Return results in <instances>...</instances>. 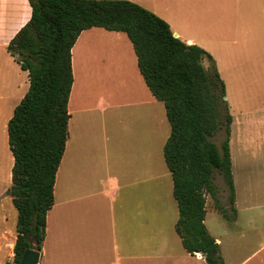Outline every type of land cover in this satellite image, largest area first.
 <instances>
[{"label":"trees","instance_id":"1","mask_svg":"<svg viewBox=\"0 0 264 264\" xmlns=\"http://www.w3.org/2000/svg\"><path fill=\"white\" fill-rule=\"evenodd\" d=\"M29 3L32 17L7 47L30 81L8 123L15 159L10 195L18 211L14 264H20L29 249L42 251L48 213L55 202L57 172L69 138L72 50L82 32L94 27L128 36L147 87L165 106L171 133L163 152L173 178L179 209L176 232L183 247L193 256L207 255L209 264H225L205 224L207 197L230 219L220 205L215 172L223 176L230 208L237 213L230 139L222 149L212 140L224 116L228 136L232 123L225 84L213 57L176 37L165 20L129 0ZM206 59L212 71L205 67Z\"/></svg>","mask_w":264,"mask_h":264},{"label":"crops","instance_id":"2","mask_svg":"<svg viewBox=\"0 0 264 264\" xmlns=\"http://www.w3.org/2000/svg\"><path fill=\"white\" fill-rule=\"evenodd\" d=\"M129 1L161 17L176 37L201 47L215 62L233 68L243 66L249 56L251 59V51L257 53L255 59L264 57L259 55V45H264V0ZM31 17L29 0H0V204L11 197L15 163L9 147L8 123L30 88L28 72L22 70L7 47ZM124 35L94 27L83 31L73 47L69 138L57 172L55 202L47 217L40 264H148L144 261L153 256L148 246L155 234L168 244L170 231L164 237V230L155 228L151 208L142 200L139 203L138 194L143 190L147 193L146 182L131 178L128 162L124 164V157L116 149L113 129L108 131L101 122L107 102L100 97L92 107L87 101L78 109L74 106L80 101L78 82L113 81L126 85L129 80L134 95H145L141 82L147 94L155 98L139 71L133 45ZM83 38L89 39L91 51L81 50L76 58ZM105 41L107 44L102 45ZM94 45H98L95 51ZM161 122L166 124L163 118ZM168 138H164V145ZM4 178L7 186L2 188ZM178 219L174 220L175 232ZM6 220L0 216V259L9 251L13 262L17 227L14 237L4 228ZM256 254L239 264H250Z\"/></svg>","mask_w":264,"mask_h":264},{"label":"rangeland","instance_id":"3","mask_svg":"<svg viewBox=\"0 0 264 264\" xmlns=\"http://www.w3.org/2000/svg\"><path fill=\"white\" fill-rule=\"evenodd\" d=\"M124 37L132 45L129 38L126 35ZM88 41L83 38L78 44L76 58L81 50H89ZM106 44V41L102 43ZM97 46L94 45V51ZM259 48V55H264V45L260 44ZM250 54L251 59L249 56L243 66L231 68L215 62L225 84V100L232 123L228 136L224 116L223 126L212 140L222 149L225 140L228 137L230 139L237 213L234 214L230 208V193L223 176L215 172L214 182L219 188L220 205L228 210L230 219L224 217L214 201L207 197L205 224L210 234L220 240L218 244L226 264H239L255 252L257 254L250 264H264V57L258 60L255 59L256 52L251 51ZM204 65L212 71L213 65L207 59ZM126 82V85L113 81L107 84L78 82L80 101L72 104L78 109L87 101L92 107L100 97L107 102L101 122L108 131L113 129L116 149L120 157H124V164L128 162L131 178L145 181L148 187L147 193L143 190L138 194L139 203L142 200L151 208L155 228L164 230V237L170 231L168 244L165 238L162 240L155 234L153 243L148 246L153 256L144 262L208 264L203 256L201 258L187 253L175 232L174 220L178 219L179 214L173 197L172 176L163 155V140L171 133L164 105L151 98L141 82L147 97L134 95L133 86L128 85L129 80ZM162 118L166 124L161 122ZM125 165H122V170H125ZM6 186L4 178L2 188ZM0 216L7 218L5 226H1L15 237L18 212L11 197L1 202ZM3 256L0 264H14V261L9 260V251H5Z\"/></svg>","mask_w":264,"mask_h":264},{"label":"water","instance_id":"4","mask_svg":"<svg viewBox=\"0 0 264 264\" xmlns=\"http://www.w3.org/2000/svg\"><path fill=\"white\" fill-rule=\"evenodd\" d=\"M9 194H10V191H9ZM41 257H42L41 251H37L35 249H29L25 252L20 264H40ZM203 258L205 262L209 264L207 255H203Z\"/></svg>","mask_w":264,"mask_h":264},{"label":"built area","instance_id":"5","mask_svg":"<svg viewBox=\"0 0 264 264\" xmlns=\"http://www.w3.org/2000/svg\"><path fill=\"white\" fill-rule=\"evenodd\" d=\"M13 256L15 257V255L13 254Z\"/></svg>","mask_w":264,"mask_h":264}]
</instances>
